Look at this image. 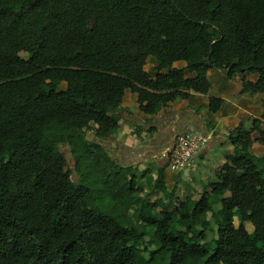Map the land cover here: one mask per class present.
I'll list each match as a JSON object with an SVG mask.
<instances>
[{"label":"trees","instance_id":"16d2710c","mask_svg":"<svg viewBox=\"0 0 264 264\" xmlns=\"http://www.w3.org/2000/svg\"><path fill=\"white\" fill-rule=\"evenodd\" d=\"M210 69L256 74L243 91H264V0H0V264H264L257 120L230 132L199 199L174 186L164 211L138 186L155 168L118 164L100 143L127 91L154 115L208 94Z\"/></svg>","mask_w":264,"mask_h":264},{"label":"crops","instance_id":"0c3cea01","mask_svg":"<svg viewBox=\"0 0 264 264\" xmlns=\"http://www.w3.org/2000/svg\"><path fill=\"white\" fill-rule=\"evenodd\" d=\"M153 66V62L148 60L144 70L149 72ZM184 67L183 62L173 64V68ZM207 78L210 83L208 94L188 92L186 98H177L167 103L154 115L142 113L137 94L127 91L116 111L118 130L100 143L115 162L123 166H136L139 172L146 168H141L142 165H148V169L154 166L165 167L166 185L167 179L174 175V172H169L167 157L175 137L190 132L207 135V146L194 156L186 172L174 175L178 180L192 173L209 178L204 183L203 192L191 197L199 199L207 185L214 181L215 172L225 163V156L232 153L230 132L240 125L249 129L253 120L260 123V131L264 130V91L256 94L244 92L242 85L243 82L255 83L258 75L244 73L229 77L219 69H210ZM211 98L221 100L215 113L208 111ZM92 134H87L86 138L92 139ZM254 137H259V134L255 133ZM251 152L256 157H264V145L254 142ZM214 210L219 212L220 207L216 205ZM235 221L234 226L238 227V221L237 226Z\"/></svg>","mask_w":264,"mask_h":264},{"label":"rangeland","instance_id":"374dc122","mask_svg":"<svg viewBox=\"0 0 264 264\" xmlns=\"http://www.w3.org/2000/svg\"><path fill=\"white\" fill-rule=\"evenodd\" d=\"M21 57L23 58H26V55L21 53L20 54ZM88 134H91V133H88ZM88 138H92V137H88ZM63 151L65 153H67V159H68V162L70 165H72L71 161H70V156H69V153H68V148H64L63 147ZM192 162V161H191ZM191 162L189 163V165L191 164ZM189 165L182 171V173H185L186 170L189 168ZM141 168H144L146 167L144 170L148 169V165L147 166H140ZM153 168H155V172L153 173V175H146L145 176V179L141 180L139 183H138V186L141 187L142 189L145 190L146 193H150L149 197H148V200L150 202H154L156 201L158 204H159V208L158 210L159 211H164L165 208L167 209L166 207V202L167 200L169 199V195L168 193L171 191V189L176 186L177 187V190H176V198H178L179 200L183 201L184 198L186 197V195H191V197H194V195H196L197 193L200 194L201 192H203L204 188H205V182H208L209 178L206 179V176L204 177L203 175H198L197 173H192V174H188L184 177H181V179H177L175 173V171H172L170 168H169V172H174L172 175V178L170 179V177L167 179L166 181V185H167V193L164 194V193H161V192H157L155 190H153V184H154V181L156 179V170L158 167L154 166ZM143 170V171H144ZM171 175V174H170ZM72 179L74 180L75 178L72 177ZM171 180V181H170ZM197 194V195H198ZM144 195H146L144 193ZM144 213H147V211L144 209L143 210ZM235 225L237 226V221H235ZM246 228L249 232H251L252 230V226L250 224H247L246 225ZM136 229L140 232H143L144 231V227L139 224L138 222L136 223ZM212 227L211 226H208L206 227V235H207V240H210L211 239V236H212Z\"/></svg>","mask_w":264,"mask_h":264},{"label":"built area","instance_id":"2783aa9c","mask_svg":"<svg viewBox=\"0 0 264 264\" xmlns=\"http://www.w3.org/2000/svg\"><path fill=\"white\" fill-rule=\"evenodd\" d=\"M208 142L209 137L199 133L190 132L177 135L168 154L169 168L175 172H182L194 156L207 146Z\"/></svg>","mask_w":264,"mask_h":264},{"label":"water","instance_id":"95a60500","mask_svg":"<svg viewBox=\"0 0 264 264\" xmlns=\"http://www.w3.org/2000/svg\"><path fill=\"white\" fill-rule=\"evenodd\" d=\"M237 63V61H233V63L232 64H236ZM224 74H228L229 73V70L227 69V70H221Z\"/></svg>","mask_w":264,"mask_h":264}]
</instances>
